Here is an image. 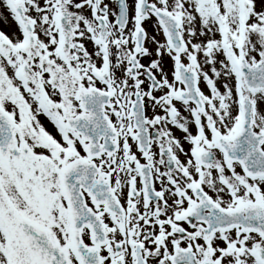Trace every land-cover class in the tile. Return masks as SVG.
Masks as SVG:
<instances>
[{"label": "snow or ice", "instance_id": "1", "mask_svg": "<svg viewBox=\"0 0 264 264\" xmlns=\"http://www.w3.org/2000/svg\"><path fill=\"white\" fill-rule=\"evenodd\" d=\"M0 9V264H264V0Z\"/></svg>", "mask_w": 264, "mask_h": 264}, {"label": "flooded vegetation", "instance_id": "2", "mask_svg": "<svg viewBox=\"0 0 264 264\" xmlns=\"http://www.w3.org/2000/svg\"><path fill=\"white\" fill-rule=\"evenodd\" d=\"M6 18V19H5ZM154 19V18H153ZM145 27L147 28L148 32L150 35H154V29L151 26V23H146ZM0 30L4 31L6 34H8L9 36H12L16 33L17 31V26L14 23V21L11 19L10 15L3 9H0ZM158 39H163L162 36H158ZM89 47V49L91 50V45L88 44L87 45ZM167 59V58H166ZM147 59L143 60L142 63H147ZM168 64H170V61H168ZM203 87V85H202ZM206 91V89H205ZM42 123L46 126V128H48L49 131H52V125L50 124V122H48L46 120V118H44L43 116L40 117ZM174 135H176L178 138L182 137V133L176 129H173ZM185 149L187 150L188 145L185 144ZM182 160L184 159L183 156L180 157ZM157 187H159V185H157Z\"/></svg>", "mask_w": 264, "mask_h": 264}]
</instances>
